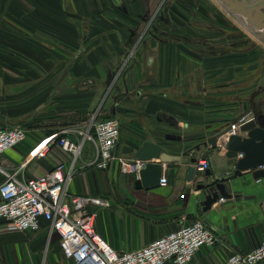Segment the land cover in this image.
<instances>
[{"label":"crops","instance_id":"1","mask_svg":"<svg viewBox=\"0 0 264 264\" xmlns=\"http://www.w3.org/2000/svg\"><path fill=\"white\" fill-rule=\"evenodd\" d=\"M167 1L0 0V125H23L28 130L25 141L0 156V167L23 181L45 175L56 165L69 163L70 155L55 146L47 156L36 158L41 142L82 126L95 114L119 117L123 126L119 154L133 158L124 153V147L135 151L150 140L182 160L164 165L162 177L167 183L159 187L137 188L136 175L133 184L123 181L113 186L118 163L106 170L89 168L96 146L87 141L75 166L70 193L110 202L109 207L93 208L98 211L99 233L119 252L139 249L201 218L217 236V243L201 248L190 264H218L232 253L254 250L264 239V179L253 180L250 172L232 177L233 198L219 201L200 215L203 196L197 184L203 179L196 176L188 181L190 156L184 153L211 138L231 119L255 111L260 93L251 92L246 100L238 87L222 90L239 85L237 81L211 92L208 60H199L198 65L184 55L179 62L176 15L170 16L171 24L162 25L163 30L158 26ZM200 1L193 0V8L199 4L200 10ZM187 10L193 12L190 7ZM149 12L151 28L155 23L159 31L172 32L174 40L167 41L172 55L169 52L166 60H155L154 54L147 60L127 55L131 43L141 48L145 35L137 36V29ZM183 28L190 30L191 24ZM48 38L59 44L56 50L61 48L55 60H48ZM212 113L218 119L208 120ZM226 113L233 117L227 118ZM162 114L175 116L179 125L160 120ZM133 129L139 130L141 139H134ZM166 134L180 135L181 140H167ZM227 137L218 142V149L209 144L194 153L199 159H209L210 169L218 174L234 169L223 148ZM5 179L0 170V185ZM48 229L47 221L36 232L10 231L0 222V264H75L65 256L60 236L50 235Z\"/></svg>","mask_w":264,"mask_h":264},{"label":"built area","instance_id":"2","mask_svg":"<svg viewBox=\"0 0 264 264\" xmlns=\"http://www.w3.org/2000/svg\"><path fill=\"white\" fill-rule=\"evenodd\" d=\"M242 116L232 123L233 131L226 136L239 133L240 126L252 119L254 114L250 112ZM27 137L28 130L23 125H0V156ZM120 138L121 123L117 117L101 118L95 114L82 126L65 129L61 135L41 142L35 150L34 156L43 158L57 146L70 155L69 163H60L45 175L25 181L0 167L6 174L5 181L0 185V222H4L10 231L36 232L41 228L42 221H47L49 234L60 236L65 256L75 264H190L201 248L215 246L217 236L201 218L127 252L116 250L99 233L98 211L93 207H109L110 202L103 197L73 195L70 185L75 178L77 160L87 141L94 142L96 146V157L88 164L89 168L106 170L116 162L122 172L139 178L148 161L119 154ZM242 156L238 154V158ZM195 167L196 176L203 179L205 171L210 168L209 159H198ZM161 182L166 184L167 178L162 177ZM218 264H264V239L254 250L232 253Z\"/></svg>","mask_w":264,"mask_h":264},{"label":"rangeland","instance_id":"3","mask_svg":"<svg viewBox=\"0 0 264 264\" xmlns=\"http://www.w3.org/2000/svg\"><path fill=\"white\" fill-rule=\"evenodd\" d=\"M165 1L167 0H161L163 3ZM193 3V0H187V3L184 0H169L166 2V6L170 12H167L164 8L162 10L164 12H160V18H158L162 21L158 23V26L161 27L166 22L167 24H171L172 19L170 16L176 15L175 22L178 28L174 37L177 41L175 50H177L176 56L179 62L180 57L184 58V55L186 56V60L196 61L198 65L199 60H204L203 62L208 60L207 70L212 74V79H209L210 82H208L211 92L218 91L216 88H220L221 85L237 81L239 85L223 86L222 90L228 91L232 87L234 89L238 87L241 89L240 93H242L243 98L246 100L250 99L251 92H259L260 96L255 102V106L258 109L264 110V90L261 88L264 87V37L259 35L257 28L249 24L244 16L232 13L219 0H201L199 2L200 10H198L199 4L197 5L196 3L197 8H193ZM189 7L192 8L193 12L187 10ZM221 9L225 11L221 12ZM150 16L151 12H149V16H146L147 18L140 21V23L142 22L141 26L137 29V36L144 37L145 35L141 48H134V43H131L127 49V55L134 59H140L141 57L143 60H147L149 55L152 56L154 54L156 56L155 60H166L169 52L172 55L171 50H168L167 46V41L174 40L172 32H168V30L167 32L162 31L163 26L162 30L159 31L155 23L151 28L147 24L148 20L150 21L151 19ZM136 21L139 22V20ZM185 23L186 25L191 24L190 30L183 28ZM245 26H248L252 33L247 32ZM48 39V60H55L56 56H61V52H58V50L61 51V48L56 50L59 44H56L57 42L54 39ZM51 43L53 48H50ZM158 43L160 45L159 48L153 49L151 47V45L157 46ZM65 49V51L72 52V50ZM197 84L199 86V83ZM223 115L229 116L227 113ZM231 117L233 116L231 115L227 118ZM117 118L122 126V120L119 117ZM216 118L218 119L216 113L208 116V120ZM237 119L233 121L231 119V124ZM122 127L121 136L123 135ZM124 131L128 132V129H124ZM131 133L135 140L136 138L141 139L139 130L133 129ZM119 143V146H121V138ZM116 176L117 179H114L112 182L113 186L120 185L123 181L127 184H133L135 177L134 174L122 172L120 167Z\"/></svg>","mask_w":264,"mask_h":264},{"label":"water","instance_id":"4","mask_svg":"<svg viewBox=\"0 0 264 264\" xmlns=\"http://www.w3.org/2000/svg\"><path fill=\"white\" fill-rule=\"evenodd\" d=\"M219 1L232 13L244 16L249 24L257 28L259 35L264 37V4L255 8L251 4L252 0ZM242 117L240 116V118ZM159 119L167 121L174 127L179 125L178 119L172 115L162 114ZM232 129V124L229 123L211 138L184 153V156H190L187 178L189 182L194 181L196 178L195 164L199 158L194 153L200 151L202 146H208L209 144L214 149H218V142L232 132ZM239 131L240 133H231L223 144L228 164L233 165L234 169L218 174L214 169L209 168L205 171L203 180L197 184V188L202 191L203 196L199 199L200 215L210 210L214 204L222 199L233 198V194L230 192L231 181L229 180L232 177L250 172L253 180L264 179V112L262 110L255 112L252 119L240 126ZM166 139L176 141L181 140V136L166 134ZM124 153L132 154L137 160L148 161L147 166L140 171L139 178L135 181L137 188L145 189H152L161 185L165 164L182 160L180 156L164 151L161 144L150 140H145L135 151L132 147L125 146ZM238 154L243 156L238 158ZM236 196L239 197L240 195L237 194Z\"/></svg>","mask_w":264,"mask_h":264},{"label":"flooded vegetation","instance_id":"5","mask_svg":"<svg viewBox=\"0 0 264 264\" xmlns=\"http://www.w3.org/2000/svg\"><path fill=\"white\" fill-rule=\"evenodd\" d=\"M252 6H254L255 8L258 7L259 5H263L264 4V0H252ZM264 11V9H263ZM255 27V26H254ZM258 110H261V109H258L256 107L255 111L254 110H250L248 111V113L252 112L253 114H255V112H257ZM263 111V110H262ZM247 114V113H246ZM242 116V115H241Z\"/></svg>","mask_w":264,"mask_h":264}]
</instances>
